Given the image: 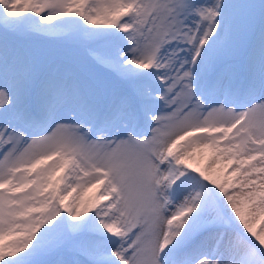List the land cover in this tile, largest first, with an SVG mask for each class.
<instances>
[{
    "label": "snow or ice",
    "instance_id": "snow-or-ice-1",
    "mask_svg": "<svg viewBox=\"0 0 264 264\" xmlns=\"http://www.w3.org/2000/svg\"><path fill=\"white\" fill-rule=\"evenodd\" d=\"M0 264H264V0H0Z\"/></svg>",
    "mask_w": 264,
    "mask_h": 264
}]
</instances>
